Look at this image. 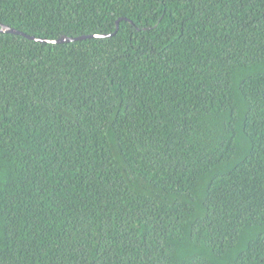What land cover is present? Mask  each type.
Segmentation results:
<instances>
[{"label":"trees","instance_id":"1","mask_svg":"<svg viewBox=\"0 0 264 264\" xmlns=\"http://www.w3.org/2000/svg\"><path fill=\"white\" fill-rule=\"evenodd\" d=\"M0 25L47 40L0 32V264H264V0H0Z\"/></svg>","mask_w":264,"mask_h":264},{"label":"water","instance_id":"2","mask_svg":"<svg viewBox=\"0 0 264 264\" xmlns=\"http://www.w3.org/2000/svg\"><path fill=\"white\" fill-rule=\"evenodd\" d=\"M118 28V22L116 23V27H115V30L113 33L116 32ZM0 32H7V33H13V34H21L27 38H30V39H34V40H38V41H47V40H43V39H39V38H35L33 36H30V35H27L19 30H16V29H13L11 27H8L6 25H0ZM110 34H101V35H98V36H108ZM88 37H91V35H87V36H78V37H75V38H71V37H60L58 39H55L53 40V42H67V41H72V40H81V39H84V38H88Z\"/></svg>","mask_w":264,"mask_h":264}]
</instances>
